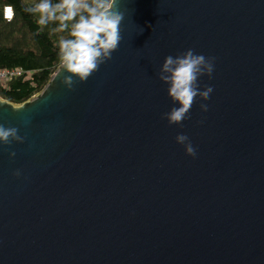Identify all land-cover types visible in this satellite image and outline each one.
Listing matches in <instances>:
<instances>
[{
    "label": "water",
    "instance_id": "95a60500",
    "mask_svg": "<svg viewBox=\"0 0 264 264\" xmlns=\"http://www.w3.org/2000/svg\"><path fill=\"white\" fill-rule=\"evenodd\" d=\"M117 4L121 40L85 81L0 97L23 137L0 145V264H264V0ZM189 48L212 92L168 124L159 67Z\"/></svg>",
    "mask_w": 264,
    "mask_h": 264
},
{
    "label": "clouds",
    "instance_id": "9594fccd",
    "mask_svg": "<svg viewBox=\"0 0 264 264\" xmlns=\"http://www.w3.org/2000/svg\"><path fill=\"white\" fill-rule=\"evenodd\" d=\"M24 11L34 17L40 28L50 26L51 32L61 34L55 45L56 71L57 75L63 72L61 82L68 89L77 81H85L100 64L110 59L121 40L123 12L117 0H30ZM6 18L11 19V15ZM212 71L213 58L195 54L190 48L163 58L158 78L167 85L166 92L173 104L162 113L168 124L179 125L186 120L195 98L203 101L209 98L212 87H198V77H211ZM207 108V104H200L201 111ZM174 139L187 155L195 156L187 135L178 133ZM12 140L22 142L23 137L17 135L16 127L0 124V145H8ZM14 155L9 152L10 157ZM13 175H20L19 170Z\"/></svg>",
    "mask_w": 264,
    "mask_h": 264
},
{
    "label": "trees",
    "instance_id": "16d2710c",
    "mask_svg": "<svg viewBox=\"0 0 264 264\" xmlns=\"http://www.w3.org/2000/svg\"><path fill=\"white\" fill-rule=\"evenodd\" d=\"M30 0H0V68L21 70L6 83L0 82V97L20 104L40 92L57 69L56 41L61 35L40 28L24 11ZM13 9L11 19L4 8Z\"/></svg>",
    "mask_w": 264,
    "mask_h": 264
},
{
    "label": "built area",
    "instance_id": "2783aa9c",
    "mask_svg": "<svg viewBox=\"0 0 264 264\" xmlns=\"http://www.w3.org/2000/svg\"><path fill=\"white\" fill-rule=\"evenodd\" d=\"M9 14L11 15V18H12L13 9L10 6H7L4 8V17L6 18ZM21 74H23L21 70H8V69L0 68V82L6 83L13 76L21 75Z\"/></svg>",
    "mask_w": 264,
    "mask_h": 264
}]
</instances>
